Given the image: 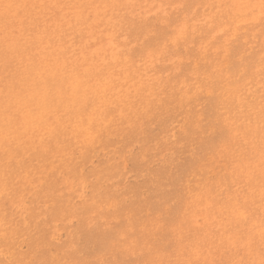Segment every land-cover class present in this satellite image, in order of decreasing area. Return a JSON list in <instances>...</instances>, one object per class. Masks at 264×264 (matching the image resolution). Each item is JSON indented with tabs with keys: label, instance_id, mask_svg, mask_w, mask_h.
I'll use <instances>...</instances> for the list:
<instances>
[{
	"label": "rangeland",
	"instance_id": "rangeland-1",
	"mask_svg": "<svg viewBox=\"0 0 264 264\" xmlns=\"http://www.w3.org/2000/svg\"><path fill=\"white\" fill-rule=\"evenodd\" d=\"M262 260L264 0H0V264Z\"/></svg>",
	"mask_w": 264,
	"mask_h": 264
},
{
	"label": "bare ground",
	"instance_id": "bare-ground-1",
	"mask_svg": "<svg viewBox=\"0 0 264 264\" xmlns=\"http://www.w3.org/2000/svg\"><path fill=\"white\" fill-rule=\"evenodd\" d=\"M236 208H237V207H236ZM233 209H234V208H233ZM237 214H238V213H237ZM240 215H241V214L239 213V216H240ZM250 224H251V223H250ZM254 225H255V224H254ZM260 227H261V226H260ZM262 228H263V227H262ZM255 230H256V229H255ZM255 230H254V231H255ZM245 231H246V229H245ZM247 232H248V231H247ZM245 233H246V232H245ZM249 237H250V236H249ZM252 237H254V236H252ZM255 239H256V238H255ZM254 241H256V240H254ZM256 243H257V242H256ZM259 243H260V242H259ZM253 244H254V243H253ZM253 244H252V245H253ZM244 250H245V249H244ZM252 253H253V252H252Z\"/></svg>",
	"mask_w": 264,
	"mask_h": 264
},
{
	"label": "snow or ice",
	"instance_id": "snow-or-ice-1",
	"mask_svg": "<svg viewBox=\"0 0 264 264\" xmlns=\"http://www.w3.org/2000/svg\"><path fill=\"white\" fill-rule=\"evenodd\" d=\"M261 264H264V260L261 261Z\"/></svg>",
	"mask_w": 264,
	"mask_h": 264
}]
</instances>
